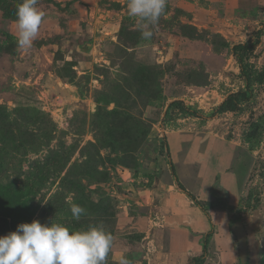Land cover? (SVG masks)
I'll use <instances>...</instances> for the list:
<instances>
[{
	"label": "rangeland",
	"instance_id": "obj_1",
	"mask_svg": "<svg viewBox=\"0 0 264 264\" xmlns=\"http://www.w3.org/2000/svg\"><path fill=\"white\" fill-rule=\"evenodd\" d=\"M237 222L264 264V0H0V264H242Z\"/></svg>",
	"mask_w": 264,
	"mask_h": 264
},
{
	"label": "trees",
	"instance_id": "obj_2",
	"mask_svg": "<svg viewBox=\"0 0 264 264\" xmlns=\"http://www.w3.org/2000/svg\"><path fill=\"white\" fill-rule=\"evenodd\" d=\"M28 1H31V0H28ZM261 42H262V31L260 30L256 34L255 42H249L248 44H238V45H235L233 47L234 54L239 59L241 70H242L243 74L245 75L246 79H248L249 76L247 74V70H246V65H245V62H244V58H243L244 55L243 54L245 52H248V51H253L255 48H257L261 44ZM252 96H253V92H252V90H251V88L249 86H247L246 89H242V90H240L238 92L231 93V94H229L227 96V98L224 100V102L218 108H216L212 112V114H210L209 117L213 118V117H216L219 114L227 113V112H237L239 110V108H240V104L243 103V102H248L249 100H251ZM173 109H175V110L177 109V110L180 111L181 114H185L187 116L203 117L202 114H200V112H198L197 110H195L193 108H190V107L186 106L184 104V102H182V101H174V102H172L168 106L165 116L166 117L169 116L170 112ZM171 167H172L173 175H174V177H175V179H176V181L178 183V186L182 190L187 192L186 189L184 188L183 184L181 183V181L178 178L175 166L173 164H171ZM188 195L193 200L196 201V198L192 194L188 193ZM197 204H198V206L202 207L199 202H197ZM202 210L204 212H206L204 210V208ZM208 217H209V215H208ZM212 236H213L212 232L207 234V236L205 238V242H204V252H203V254L201 256H198V257L194 258L193 264H205V262H206V253H207V249H208V245H209V240H210V238Z\"/></svg>",
	"mask_w": 264,
	"mask_h": 264
},
{
	"label": "water",
	"instance_id": "obj_3",
	"mask_svg": "<svg viewBox=\"0 0 264 264\" xmlns=\"http://www.w3.org/2000/svg\"><path fill=\"white\" fill-rule=\"evenodd\" d=\"M232 230L238 241L241 263L245 264L248 261L249 245L243 222H237Z\"/></svg>",
	"mask_w": 264,
	"mask_h": 264
},
{
	"label": "crops",
	"instance_id": "obj_4",
	"mask_svg": "<svg viewBox=\"0 0 264 264\" xmlns=\"http://www.w3.org/2000/svg\"><path fill=\"white\" fill-rule=\"evenodd\" d=\"M177 175H178V173H177ZM178 178H179V176H178ZM179 180H180V178H179ZM209 215V214H208ZM209 219V218H208ZM181 236H178L176 239H175V244H178V243H181V244H183V245H179V246H183L184 247V249L185 250H187V248H188V245H189V243H190V240H188L185 236H183L182 234H180ZM196 257H198V256H196Z\"/></svg>",
	"mask_w": 264,
	"mask_h": 264
}]
</instances>
